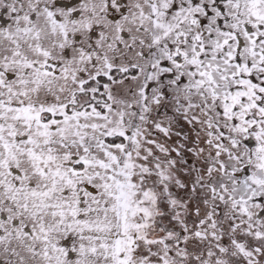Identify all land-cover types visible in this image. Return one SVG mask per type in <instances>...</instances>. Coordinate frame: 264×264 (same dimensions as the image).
I'll return each mask as SVG.
<instances>
[{
    "label": "snow or ice",
    "instance_id": "obj_1",
    "mask_svg": "<svg viewBox=\"0 0 264 264\" xmlns=\"http://www.w3.org/2000/svg\"><path fill=\"white\" fill-rule=\"evenodd\" d=\"M0 264H264V0H0Z\"/></svg>",
    "mask_w": 264,
    "mask_h": 264
}]
</instances>
